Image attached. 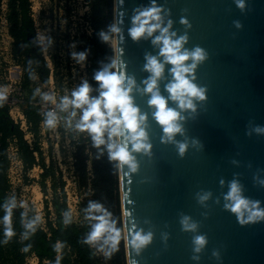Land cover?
I'll return each mask as SVG.
<instances>
[{"label":"water","instance_id":"1","mask_svg":"<svg viewBox=\"0 0 264 264\" xmlns=\"http://www.w3.org/2000/svg\"><path fill=\"white\" fill-rule=\"evenodd\" d=\"M153 2L163 9V26L171 21L175 38L187 36L184 49L206 53L192 73V82L205 90L203 100L193 98L194 111L169 99L171 65L159 81L168 107L182 118V132L171 142L143 93L150 75L145 57H159L152 43L159 32L139 41L129 36L135 11ZM243 3L241 9L237 0H112V26L120 30L112 32L113 60L135 79L132 97L147 116L151 145L148 154L133 153L135 172L117 161L125 264H264V219L242 224L225 207L235 181L242 196L264 210V0ZM179 144L186 145L183 155ZM204 195L209 198L201 203ZM185 217L197 225L194 232L183 230ZM138 233L152 235L139 251L132 243ZM197 236L207 241L198 253Z\"/></svg>","mask_w":264,"mask_h":264},{"label":"clouds","instance_id":"2","mask_svg":"<svg viewBox=\"0 0 264 264\" xmlns=\"http://www.w3.org/2000/svg\"><path fill=\"white\" fill-rule=\"evenodd\" d=\"M238 7H244L243 0H237ZM163 9L157 7L153 2L150 7L137 9L132 17V27L129 29V36L133 41H139L142 38H153L154 33L159 32L158 36L152 39L154 46L159 47V57L147 55L144 70L148 72L149 77L143 81V93L150 96L148 104L155 110L153 118L162 126L165 133L164 139L171 142L177 133L182 132L179 120L180 114L168 107V99L161 95L159 81L163 78L166 65H171L170 73L173 80L167 84L166 91L169 99L176 102L180 109H194L193 98L203 100L204 89L198 88L192 81L195 77L192 75L198 63L206 59V53L203 49L196 47L194 50H187L183 45L187 42V36L176 37L175 32H170L172 22L168 21L166 27L163 26ZM182 24L188 25L187 20L182 19ZM190 27V25H188ZM113 33L120 30L114 25L110 28ZM101 38L107 42L109 36L101 32ZM73 58L78 61L85 60V54L78 57L73 54ZM161 58L163 62H161ZM191 61V63H187ZM119 61L113 60L110 66L95 73L94 79L100 87L99 97L90 96L92 89L85 81L82 85L71 93V98L63 97L58 108L61 112L69 113V122L71 118L77 116L79 110V119L75 123V128L80 132L90 134L94 146L100 147L106 145L109 153V159L118 161V166L127 165L131 172L137 170V163L133 153L144 152L148 154L151 145L148 143L147 116L141 114L138 107L135 106L132 93L136 88V82L133 77L127 76L125 72L119 70ZM111 69H117L112 71ZM191 76V79L189 78ZM6 99V93L0 91V101ZM44 100L53 98L45 94ZM57 113L49 111L46 113L45 123L49 127H55L58 122ZM131 145V151L129 150ZM180 154L183 155L186 145L179 144ZM209 198V195L201 196L200 202L203 203ZM225 200L227 210L237 215L238 220L243 223L255 222L258 219H264V210L259 208L258 202H252L242 196L241 186L237 182H232L230 191ZM16 207L15 197L3 205L6 225L5 235H11L10 218L13 208ZM87 219L95 221L92 224V231L88 234L86 243L92 244L97 241H103V244L110 245L111 251L117 249L120 240V231L116 229L115 222L111 220V214L107 212L99 203H90L88 207ZM99 213V215H93ZM247 213V221L244 216ZM65 223L69 222V213H65ZM34 223V222H33ZM33 223L25 226L33 229ZM184 231H195L197 225L189 223V218L185 217L181 221ZM34 230V229H33ZM27 235V234H26ZM151 233L147 235L136 234L133 244L137 251L150 243ZM195 252H200L207 243L204 236H197L193 241ZM111 255V252L106 253ZM197 257H193L196 259Z\"/></svg>","mask_w":264,"mask_h":264},{"label":"trees","instance_id":"3","mask_svg":"<svg viewBox=\"0 0 264 264\" xmlns=\"http://www.w3.org/2000/svg\"><path fill=\"white\" fill-rule=\"evenodd\" d=\"M1 1V0H0ZM89 12L86 22L92 32L83 42V50L88 61L87 83L92 91L90 96L99 97L100 87L94 79L95 73L110 66L113 62L112 50L109 41L112 38V0H86ZM7 7L14 11L10 35L15 43L16 55L30 56L32 53L39 58V49L36 47L33 22L29 17V0H7ZM101 32L109 36L107 42L101 38ZM113 71V69H111ZM44 74L46 69L43 70ZM32 73H23L20 89L26 90ZM30 98L23 100L22 112L34 142L29 149L22 138V133L16 124H13L8 115V106L0 101V264H25L26 258L32 256L36 264H102L93 256V251L104 253V264H125L120 203L117 180V161L109 159L106 145L94 146L91 136L81 132L73 153L74 172L78 180V188L89 190V193L80 198L78 207L86 220L84 227L75 224L69 214V222L65 223V213H69L65 193L64 181L60 172H57V185L59 202L54 205V221H50L47 213L44 223L39 224L32 212H27L18 205L12 210L10 227L12 234L6 236L4 223L5 211L3 205L11 200L9 183L7 179L8 161L5 148L8 141L14 139L17 154L21 162L23 173L37 166L42 171L41 179L46 176V168L42 162V151L36 142L39 136V123L41 121L37 110L29 104ZM48 126V125H46ZM84 134L85 137L81 138ZM33 152L36 153L34 157ZM89 162V166H87ZM90 203H99L111 214V220L120 231V240L115 251L110 245L97 241L86 243L88 234L92 231L95 221L87 219ZM99 215V213H93ZM34 222V223H33ZM33 223V229L25 225ZM27 234V235H26ZM111 252V255L106 253Z\"/></svg>","mask_w":264,"mask_h":264},{"label":"rangeland","instance_id":"4","mask_svg":"<svg viewBox=\"0 0 264 264\" xmlns=\"http://www.w3.org/2000/svg\"><path fill=\"white\" fill-rule=\"evenodd\" d=\"M29 17L33 22V32L36 40L45 44V52L50 55V62L55 64L56 71L64 75V95L70 97L73 90L68 86L71 82L72 73L76 82L77 68L72 70L68 63L72 51L76 52L79 46L78 40L81 35L87 36L89 25L86 16L89 12L86 0H29ZM14 11L7 7V0L0 1V91L6 93L3 100L10 106L9 115L14 117L16 110L11 102L18 104L29 98L28 92H22L17 83H12L17 74L29 71L33 76L42 77V60L33 53L30 56L16 55L15 43L10 35ZM113 46V37L109 41V47ZM39 47V44H38ZM77 89V86H74ZM21 105V103L19 104ZM16 117V116H15ZM75 119L63 121L62 125H56L48 129L43 127L36 142L42 151V162L46 168V176L39 177L42 172L39 167L34 166L23 173L21 164L9 165L8 183L10 197H15L16 205L27 212H32L38 219L39 224L44 223L47 213L48 219L54 221V204L59 202V191L57 185V172H60L64 181L63 191L65 193L66 205L71 220L82 227L86 225L85 218L81 215L78 207L80 198L89 193L88 188H78L77 176L74 172V160H70L72 138L78 140L79 133L75 131ZM57 146V152L55 150ZM62 147V148H61ZM58 154V155H57ZM89 166V162H87ZM93 256L98 263H105L104 253L93 251ZM25 264H36L34 257L26 258Z\"/></svg>","mask_w":264,"mask_h":264},{"label":"built area","instance_id":"5","mask_svg":"<svg viewBox=\"0 0 264 264\" xmlns=\"http://www.w3.org/2000/svg\"><path fill=\"white\" fill-rule=\"evenodd\" d=\"M89 25V24H88ZM89 31L87 32V36H83L81 35L80 39L78 40L79 42V46L77 47V51L74 52L72 51L71 57H70V62L68 63L69 66H71L72 70H75L77 68V74L79 76L76 77V82L75 81H71L74 80V73H72L71 79L68 82L69 85L71 86V89L74 91V86H77V89L82 85L83 82L87 81V72L86 69L88 67V61L83 60V61H78L77 59L73 58V54H75L77 57L80 54H85L84 50H83V42L86 38H89L91 35V28L89 26ZM39 41L36 40V47L39 49V59L42 60V77L38 76H32L29 79V83L27 86L26 90H21L20 89V82L22 80V76H19V74H17L15 80L11 81L12 83H17L18 84V88L22 91V92H28L29 93V104H31L33 107L36 108L37 113L41 119L40 123H39V134H41L42 128L43 127H47L48 129H50L49 126H46L45 120H46V113L49 111H54L57 113L58 116V122L56 125L60 126L62 125L63 121H66L67 119H69V113L71 111V108L69 109L68 112H61L58 108V104L60 102V100L63 97H67L64 95L65 90H64V84H66L64 82V75H62V73L59 71H56L55 69V64L54 62L51 63L50 62V55L47 54L45 52V44L43 41H41V43H38ZM39 44V47H38ZM86 55V54H85ZM44 69H46V73L44 74ZM47 94L48 96L52 97V100H44L43 96ZM71 98V95L70 97ZM28 99V98H27ZM4 102V101H3ZM21 103V105H19ZM6 104V103H5ZM22 102L18 101V104L14 102H11V105L14 106L13 108L16 110V113L14 115V117L12 115H9V110H10V106H8V115L9 118L11 119V121L13 122V124H16L18 126V129L21 131L22 133V138L25 141V143L27 144V146L29 147V149L32 148V144L34 142V138L32 133L29 130V124L26 122L23 112H22ZM77 116L75 118V122L78 121L79 119V110H77ZM16 116V117H15ZM53 130L56 129L55 127H52ZM75 131L78 133H81L79 130H77L75 128ZM85 135L82 134L81 138H84ZM71 143V152H70V160L73 159V153H74V149H75V145L76 142L75 138H72L70 141ZM38 144V143H37ZM62 148V147H61ZM41 150V148H40ZM55 150L57 152V146L55 145ZM5 152H6V158L8 161V169L7 171H9V165H12V163H15L18 167H20V160L17 154V148L15 145V141L14 139H12L11 141H8L7 146L5 148ZM34 157H36V153L33 152ZM58 155V154H57ZM7 178H8V174H7Z\"/></svg>","mask_w":264,"mask_h":264},{"label":"bare ground","instance_id":"6","mask_svg":"<svg viewBox=\"0 0 264 264\" xmlns=\"http://www.w3.org/2000/svg\"><path fill=\"white\" fill-rule=\"evenodd\" d=\"M114 47V39H113V46H112V48Z\"/></svg>","mask_w":264,"mask_h":264}]
</instances>
